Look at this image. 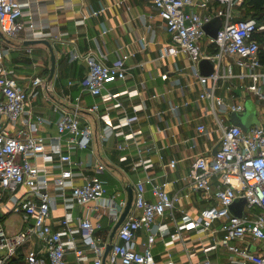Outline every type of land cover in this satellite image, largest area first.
Segmentation results:
<instances>
[{
	"label": "built area",
	"instance_id": "2783aa9c",
	"mask_svg": "<svg viewBox=\"0 0 264 264\" xmlns=\"http://www.w3.org/2000/svg\"><path fill=\"white\" fill-rule=\"evenodd\" d=\"M150 1L171 37V44L164 48L161 57H186L201 88L199 99L210 103L214 123L220 128L216 152L211 156H197L188 172L194 188L204 197L211 195L213 202L196 217H185L183 227L221 233L219 244L204 247V253L220 246L241 264H264V121L250 125L247 131L232 124H223L218 112L220 108L226 106L229 112H242L244 107L242 104L225 105L223 98L215 92L216 69L210 75H203L199 68L203 59L220 64L224 57L232 58L239 68L234 77L248 80L246 91L258 102L264 103V64L260 57L261 45L256 39L264 31V25H258L254 19L235 17V9L242 0ZM188 6L199 7L205 12L186 11ZM97 14L91 13L92 16ZM214 17L221 18V26L216 37L212 38L203 26ZM22 18L23 6L19 0H0V211L18 214L23 222V228L16 233H9L0 223V264H12L19 249L35 240L41 243L42 250L27 249L24 264H67L68 250L74 252L78 263L87 262L88 251L93 255L92 264H103L108 241L102 242L96 235L103 228L102 222L93 221L89 216L74 220L72 208L94 204L92 209L99 217L101 210L109 211L108 222L112 229L126 205V198H106V183L98 176L106 168L104 163L73 157L76 150H87L94 138L93 129L84 121L80 97L74 98L71 108L62 105L54 107L57 135L51 140L47 141L39 133V124L43 122L40 116H36L34 121L30 118L23 121L24 126L14 133L8 128L9 125H16L23 116L32 114L28 98L37 94L36 90L30 91L17 84L4 65V38L16 39L26 28L33 37H41L34 23L31 20L25 22ZM205 37L214 47L212 53L203 52L201 41ZM128 58V54H123L107 64L103 61V54L88 53L83 57L88 70L80 82L82 88L91 96L100 98L102 103L115 101L116 105H121L120 94L103 91L108 83L127 77ZM226 76H233L231 66H228ZM42 83L40 77L32 81L34 87ZM179 107L174 104L171 108L178 111ZM87 110L105 122L101 132L103 139L119 128L131 126L136 120L135 116L124 115L112 125L107 115L100 114L98 103ZM197 129L200 133H207L204 125H199ZM120 133L124 144H120L119 149L124 151L129 141L135 142L138 132ZM138 154L134 167L139 165L146 171L151 164L143 158L140 148ZM175 164L176 161L172 160L169 167L173 168ZM90 170L92 173L88 174ZM51 185L66 204L60 221L62 230L55 229L51 222L55 205ZM67 189L70 190L69 196L65 195ZM147 192L153 200L147 199ZM178 198L169 193L167 181L156 182L147 174L138 179L134 183L133 208L140 215L129 214L118 227L105 263L157 264L152 248L156 239L163 237L168 228L162 223L157 224L156 219L172 211ZM237 198L246 201L242 217L230 211ZM254 208L257 212H252ZM140 230L146 233L142 250L137 249ZM78 235L85 248L77 246ZM173 237L180 239V232ZM238 243L242 245L238 246ZM250 246L254 248L251 250ZM199 264L213 263L205 258Z\"/></svg>",
	"mask_w": 264,
	"mask_h": 264
},
{
	"label": "crops",
	"instance_id": "0c3cea01",
	"mask_svg": "<svg viewBox=\"0 0 264 264\" xmlns=\"http://www.w3.org/2000/svg\"><path fill=\"white\" fill-rule=\"evenodd\" d=\"M19 1L23 6L22 19L25 22L31 20L41 37H33L26 28L16 39L4 38V65L17 84L30 91L34 89L37 94L28 98L32 114L23 116L14 126L9 125V131L14 133L24 126L23 121L29 118L34 121L36 116H40L43 122L39 124V133L47 141L51 140L57 135V113L54 107L62 105L71 108L74 98L79 96L84 121L93 129L94 138L87 150H76L73 157L82 161L99 160L105 164V170L98 176L106 183V198H127V186H134L145 174L156 182L167 181L169 193L179 197L172 211H167L156 219L157 224L162 223L168 228L167 233L158 237L153 245L156 263L199 264L208 258L213 264H241L220 246L208 253L203 252L204 247L219 244L221 233L187 230L183 227L185 217H196L213 202L211 195L204 197L194 188L188 172L197 156L214 154V149L218 147L220 128L214 123L210 103L199 99L201 88L186 57H161L164 48L171 44V37L151 1ZM185 10L205 12L199 7L188 6ZM93 12L98 14L92 16ZM39 39L47 40L55 53V72L49 82L47 78L51 64L47 46L41 43L28 44L30 40ZM208 42L206 37L201 41L204 53L214 51V47ZM88 53L97 56L103 54V61L107 64L123 54L129 55L126 62L127 77L108 83L103 91L120 94L121 105H116L115 101L102 103L100 98L91 96L82 88L80 82L88 70L83 57ZM214 65L218 74L215 92L223 98L225 105L242 104L244 107L245 101L251 100L256 106V115L264 120V103L258 102L246 91L248 80L241 81L234 77L239 68L232 58L224 57L220 64ZM228 66H231L232 77L226 76ZM35 77H40L43 81L36 87L32 84ZM94 103H98L100 114L107 115L112 125L124 115L135 116L136 120L131 126L119 128L107 139H103L101 132L105 122L87 110ZM174 104L180 106L178 111L171 108ZM225 108H217L219 116L223 124H231V112ZM199 125H204L207 133L198 132ZM133 131L138 132L135 142L129 141L127 148L121 151L119 145L124 144V140L120 132L128 134ZM138 148L141 149L143 158L151 164L146 171L142 166L134 167L139 157ZM172 160L176 161L173 168L169 167ZM53 172L57 171L54 169ZM91 173L90 170L88 174ZM50 191L55 195L51 222L55 229L62 230L60 221L65 214L66 204L61 195L55 194L54 185H51ZM65 195H70L69 189ZM146 197L153 200L148 192ZM93 206L94 204L90 207L74 206L72 216L74 220L89 216L93 221H101L103 228L96 235L102 242L108 241L111 232L109 211L101 210L99 217L93 211ZM0 212L3 215L0 223L9 233H16L23 228L18 214L6 210ZM11 214L18 217V225L3 224ZM130 214L139 216L140 212L133 208ZM177 232H180V239L173 237ZM76 238L77 246L85 248L79 235ZM145 241L146 233L140 230L137 235L138 250L143 249ZM241 245L242 243H238V246ZM31 248L41 251L42 245L38 240L28 243L19 249L12 264H24L25 251ZM253 248L250 246L251 250ZM86 257L87 262L78 263L74 252L68 250L67 264H92L93 255L86 251Z\"/></svg>",
	"mask_w": 264,
	"mask_h": 264
},
{
	"label": "water",
	"instance_id": "95a60500",
	"mask_svg": "<svg viewBox=\"0 0 264 264\" xmlns=\"http://www.w3.org/2000/svg\"><path fill=\"white\" fill-rule=\"evenodd\" d=\"M220 26H221V18L214 17L213 19H211L208 23H206L203 26V29L209 37L215 38ZM39 43L46 45L50 53L51 66H50V74L47 78V82H49L52 80L54 72H55V61H56L55 53H54L52 45L45 39L28 41V44H39ZM199 68L202 74L210 75L211 73L214 72L215 65L211 61L207 59H203L199 63ZM256 114L257 112H256L255 104L253 103V101L247 100L244 103V110L242 112H231L229 120L232 125L238 126L244 131H247L249 129V126L251 125V124H248L249 117L251 115H256ZM216 150H217V147L214 149V153L216 152ZM126 190H127L126 205L122 213L120 214L118 221L114 224V226L111 229L109 239L106 245V249L103 255V264H105L106 257L111 251L112 242H113V239L115 238L118 227L126 220V218L128 217V215L130 214L133 208L134 186L128 185ZM245 202L246 201L244 198L235 199L234 203L230 206V211L232 212V214L237 217H242L243 207L245 205ZM2 217L3 215L0 212V218Z\"/></svg>",
	"mask_w": 264,
	"mask_h": 264
},
{
	"label": "trees",
	"instance_id": "16d2710c",
	"mask_svg": "<svg viewBox=\"0 0 264 264\" xmlns=\"http://www.w3.org/2000/svg\"><path fill=\"white\" fill-rule=\"evenodd\" d=\"M239 9L240 14L244 19H254L256 20L258 25H264V0H242L241 4L239 5ZM256 39L259 43H264V31L261 34L257 35ZM260 57L262 63L264 64L263 50H261L260 52Z\"/></svg>",
	"mask_w": 264,
	"mask_h": 264
},
{
	"label": "rangeland",
	"instance_id": "374dc122",
	"mask_svg": "<svg viewBox=\"0 0 264 264\" xmlns=\"http://www.w3.org/2000/svg\"><path fill=\"white\" fill-rule=\"evenodd\" d=\"M241 4V3H240ZM239 4V5H240ZM239 5H238V7L235 9L236 11H235V17L236 18H243L242 17V15L240 14V9H239ZM240 18V19H241ZM244 19V18H243ZM246 19H248V18H246ZM260 44H261V50H263L264 51V43L263 42H260ZM264 117V116H263ZM262 121H264L263 119H259L258 118V116L257 115H251L250 117H249V120H248V124H256V123H260V122H262ZM251 210V209H250ZM252 212H257V209L256 208H254V209H252ZM6 223V225H12V224H15V225H18L17 223H18V217L16 216V217H14V214H11V215H9V219L7 218V220L6 221H4L3 222V224H5ZM13 226V225H12Z\"/></svg>",
	"mask_w": 264,
	"mask_h": 264
}]
</instances>
